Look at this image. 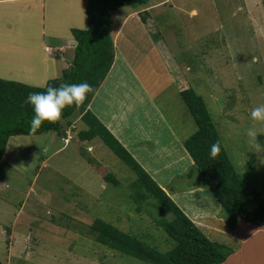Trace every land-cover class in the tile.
I'll list each match as a JSON object with an SVG mask.
<instances>
[{
  "label": "rangeland",
  "instance_id": "1",
  "mask_svg": "<svg viewBox=\"0 0 264 264\" xmlns=\"http://www.w3.org/2000/svg\"><path fill=\"white\" fill-rule=\"evenodd\" d=\"M141 8L148 9L147 20L140 18L141 10L133 13L117 40L130 70L122 73L121 67L117 80L112 74L103 88L115 81L127 88L132 104L123 121L126 132H132L127 139L147 137L126 150L211 240L236 246L239 238L230 232H253L240 245L241 256L264 264V230L255 233L256 225L241 218L234 230H227L212 191L191 185L198 172L183 141L197 125L168 64L149 46L162 43L177 66V82L181 77L183 89L191 86L202 95L233 173L264 186V147L257 148L247 136L254 128L264 146V122L250 117L251 109L264 103V0H149L120 7L110 16L119 26L118 13ZM123 91L114 89L118 95ZM80 114L63 127L64 138L52 131L9 138L0 159V264H149L98 242L91 226L95 219L163 252L171 248L173 240L163 225L172 214H162L144 187L133 186L134 170L100 137H79L86 128ZM107 173L119 183L106 181ZM136 190L145 195L136 196Z\"/></svg>",
  "mask_w": 264,
  "mask_h": 264
},
{
  "label": "trees",
  "instance_id": "2",
  "mask_svg": "<svg viewBox=\"0 0 264 264\" xmlns=\"http://www.w3.org/2000/svg\"><path fill=\"white\" fill-rule=\"evenodd\" d=\"M148 2L149 0H87L88 26L84 29H71L76 40L73 60L59 76L48 80L44 86H34L0 77V159L6 152L11 136L40 134L45 131L65 136L66 129L63 127L69 126L74 115L80 112V119L86 128L79 131V137L85 140L100 137L134 170L136 179L133 186L144 187L148 196L157 200V206L162 214H172L171 220L163 225L166 236L173 240H171L173 246L171 245L165 252L100 219H95L91 224L96 232L95 239L149 264H221L234 250L225 243L211 240L88 108L114 60L110 11L123 6L147 5ZM147 14L145 10L142 20H147L145 19ZM84 80L92 85V90L86 94L83 103L66 106L58 120H46L34 131L31 130L30 121L34 113L32 107L25 103L29 92L45 91L50 84L58 86L62 82L79 83ZM180 95L197 125L196 130L183 141L185 150L193 160V170L198 172L197 179L191 185L205 186L212 191L224 210L227 230L236 228L238 218L264 227L262 181L259 180L258 184H255L251 179L241 178L233 173L231 159L222 144L220 133L212 121L202 95L191 86L182 89ZM216 141L220 142L221 150L212 157L210 146ZM103 178L114 184L119 183L110 173L104 174ZM134 194L141 197L145 195L139 190L134 191Z\"/></svg>",
  "mask_w": 264,
  "mask_h": 264
},
{
  "label": "crops",
  "instance_id": "3",
  "mask_svg": "<svg viewBox=\"0 0 264 264\" xmlns=\"http://www.w3.org/2000/svg\"><path fill=\"white\" fill-rule=\"evenodd\" d=\"M0 1H2V33H0L2 78L16 80L34 86H44L48 80L59 76L63 69L72 63L76 40L71 29H84L88 26L86 14L87 0ZM144 8L137 10L130 9L121 14L118 13L121 16L119 26L118 24H114V19L112 20L111 34L115 48L114 60L109 72L88 105V108L110 130L118 141L127 148L131 147L130 144L134 140L139 144L147 138L138 136L131 140L129 138L127 139V135L132 132H126V126L123 121H126L125 113H130L127 111H131L130 106L132 104L129 101V92L127 88L118 85L116 81L108 85L105 92L103 88L112 74L115 75V79L117 80L116 75L118 70L122 67L123 73L125 72V68L127 69L130 66L128 57L124 53H118L117 51L118 35L124 32L125 20L129 16H133L135 12L148 10ZM111 12L116 13L117 11H110L112 15ZM84 13L86 20L84 19ZM144 23H146L145 25L149 24L148 26L150 27L152 21ZM46 46H49L50 50H46ZM125 46L130 47L126 40ZM149 46L157 48V58L159 56L162 57L168 64L169 72L173 73L172 75L175 77L177 89L180 93L184 88L182 87V78L180 77L177 82L176 75H174L176 74L177 66L171 61L170 51L160 42L149 44ZM119 62L120 67H116ZM171 82L173 81L171 80ZM133 86L135 85L131 84L129 89H132ZM115 88H123L124 91L118 95L114 93ZM65 136L62 137L64 138ZM175 138H177L176 134ZM87 148L93 150V145H88ZM162 151H165V149H162ZM256 226H254V229H257L255 233H258L259 230H264L263 226ZM236 231H238V228L234 232H230L232 237L236 236L239 238L236 246L229 245L233 248L234 252L221 264H252L250 260L249 262L248 260L244 261L245 256H241V251L244 247L241 248L240 245L242 244L244 246V238L253 232L239 236L236 234Z\"/></svg>",
  "mask_w": 264,
  "mask_h": 264
},
{
  "label": "clouds",
  "instance_id": "4",
  "mask_svg": "<svg viewBox=\"0 0 264 264\" xmlns=\"http://www.w3.org/2000/svg\"><path fill=\"white\" fill-rule=\"evenodd\" d=\"M92 90L87 80L79 83L62 82L58 86L48 85L45 91L29 92L25 103L32 107L34 115L31 118V130L38 128L44 121H56L61 117L63 109L73 103L79 105L84 102L86 94ZM253 121L264 122V103L253 107L250 112ZM258 132L254 128L247 130L250 143L257 148L264 147L258 139ZM221 150L219 141L210 146V155L215 157Z\"/></svg>",
  "mask_w": 264,
  "mask_h": 264
},
{
  "label": "built area",
  "instance_id": "5",
  "mask_svg": "<svg viewBox=\"0 0 264 264\" xmlns=\"http://www.w3.org/2000/svg\"><path fill=\"white\" fill-rule=\"evenodd\" d=\"M45 49H46V50H50L49 46H46Z\"/></svg>",
  "mask_w": 264,
  "mask_h": 264
}]
</instances>
